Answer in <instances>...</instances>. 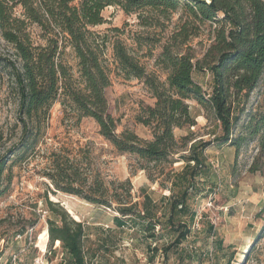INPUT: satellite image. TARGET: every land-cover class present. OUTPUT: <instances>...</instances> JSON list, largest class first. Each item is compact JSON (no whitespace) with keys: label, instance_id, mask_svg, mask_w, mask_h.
<instances>
[{"label":"rangeland","instance_id":"rangeland-1","mask_svg":"<svg viewBox=\"0 0 264 264\" xmlns=\"http://www.w3.org/2000/svg\"><path fill=\"white\" fill-rule=\"evenodd\" d=\"M79 1L75 0V4ZM139 14L148 15L145 11L127 14L120 7L109 6L103 11L105 23L91 29L109 37L106 58L112 69V83L106 89V96L109 111L118 121L117 133L132 130L150 140V129L138 123L136 117L143 105H154L156 99L143 80L127 78L116 68L113 42L122 40L148 72L156 73L165 81L167 71L157 64V59L187 14L181 9L169 20L162 19L160 24L155 21L150 26L142 24ZM117 28L120 31H116ZM213 28L203 25L200 35L192 38L183 50L193 54L195 60H202L212 42L209 34ZM32 30L35 36L40 34L38 26H33ZM0 55L15 60L14 49L1 37ZM67 58L76 65L71 49L67 50ZM194 78L207 93L212 92L211 72L196 71ZM188 103L197 122L190 128L194 141H213L221 133L213 109L194 99ZM244 108L241 124L248 120V114L264 111L262 85L253 91ZM17 109L11 69L0 61V156L19 144L22 125ZM187 133L188 128L176 130L178 139ZM189 147L190 144L181 148L172 162L148 163L136 155L119 152L100 134L93 118L78 119L71 112L66 115L62 104L55 103L35 147L9 153L12 159L0 177V191H3L0 195V264H11L13 255H18L20 264H66L68 256L60 242L48 243L45 251L40 248L41 236L49 227L48 220L55 218L47 200L58 205L70 218L83 223L89 264H264V221L257 218L264 207V172L249 171L259 154V142H251L238 153L226 145L207 151L205 158L209 165L194 180V189L190 181L172 185L186 167V161L180 156L188 154L184 150ZM57 163L68 174L73 170L78 173L64 176L61 184L87 188L98 175L109 195L118 194L124 202L137 204L141 213L148 199L155 216L145 221L124 217L114 210L91 204L80 195L59 189L48 175L55 172ZM127 181L131 185L122 186ZM186 189H189L187 210L173 225L168 221L170 203L180 198ZM44 214L46 217L42 218ZM116 218L127 223L122 225ZM180 220L191 233L175 246L178 233L175 230H180L177 228ZM210 224L215 228L214 235H210Z\"/></svg>","mask_w":264,"mask_h":264},{"label":"trees","instance_id":"trees-1","mask_svg":"<svg viewBox=\"0 0 264 264\" xmlns=\"http://www.w3.org/2000/svg\"><path fill=\"white\" fill-rule=\"evenodd\" d=\"M109 6L120 7L127 14L145 11L147 16L139 14L144 26L169 20L181 9L187 14L157 59V64L167 71L165 81L156 73L148 72L122 40L113 42L116 68L127 78L143 80L156 99L154 105H143L136 117L138 123L150 129V140L132 130L118 134V121L109 111L106 96V89L112 83V69L106 58L109 37L91 29L105 23L103 11ZM203 25L214 27L209 34L212 42L203 59L195 60L183 47L200 35ZM33 26L40 29L37 36ZM0 37L15 51V60L0 55V61L11 69L18 99V121L22 125L18 146L0 156V177L12 159L9 153L35 147L57 102L62 104L66 115L71 112L78 119L93 118L100 134L119 152L136 155L148 163L172 162V157L190 144L189 149L184 150L188 154L180 156L186 161V167L172 185L190 181L194 189V180L209 165L205 158L207 151L226 145L238 153L255 140L259 142L260 151L249 171L264 172V111L248 114V120L241 124L244 104L256 88L264 87V0H80L78 4L75 0H0ZM68 49L77 61L75 66L67 58ZM206 69L213 75L211 93L194 78L196 71ZM190 99L213 109L221 131L213 141H194L190 128L197 122L188 103ZM185 128L189 133L178 139L176 130ZM73 171L68 174L57 163L55 172L48 175L59 189L80 195L91 204L114 210L124 217L145 221L155 216L148 199L141 213L137 204L124 202L118 194L109 195L98 175L87 188L61 184L64 176L78 175L77 170ZM125 185L131 182L122 184ZM2 193L0 191V195ZM188 197L189 189H186L180 198L171 201L168 221L173 225L187 210ZM47 203L55 216L48 220L49 244L60 242L68 256L66 264H89L83 223L70 218L54 202L47 200ZM257 218L264 221V207ZM116 219L122 225L127 223ZM178 223V227L173 226L180 228L175 230L178 232L175 246L191 233L185 222ZM209 231L214 235L213 224L209 225Z\"/></svg>","mask_w":264,"mask_h":264},{"label":"bare ground","instance_id":"bare-ground-1","mask_svg":"<svg viewBox=\"0 0 264 264\" xmlns=\"http://www.w3.org/2000/svg\"><path fill=\"white\" fill-rule=\"evenodd\" d=\"M74 217H77L78 216H74ZM41 244H40V248L42 251H45L46 248H47V244H48V241H49V231H48V228L45 229V231L43 232L42 236H41Z\"/></svg>","mask_w":264,"mask_h":264},{"label":"built area","instance_id":"built-area-1","mask_svg":"<svg viewBox=\"0 0 264 264\" xmlns=\"http://www.w3.org/2000/svg\"><path fill=\"white\" fill-rule=\"evenodd\" d=\"M46 214H44V216H41L42 218H45ZM49 243V242H48ZM11 264H20L19 263V258H18V255H13L12 258H11V261H10Z\"/></svg>","mask_w":264,"mask_h":264}]
</instances>
